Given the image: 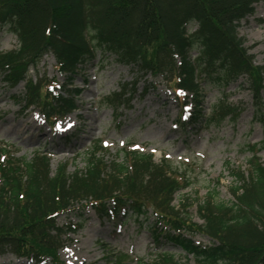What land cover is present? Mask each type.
<instances>
[{
  "label": "trees",
  "instance_id": "trees-1",
  "mask_svg": "<svg viewBox=\"0 0 264 264\" xmlns=\"http://www.w3.org/2000/svg\"><path fill=\"white\" fill-rule=\"evenodd\" d=\"M260 1L0 0V26H8L18 41L15 49L0 48V79L10 88L25 82L24 107L56 120L77 108L80 89L70 83L100 51L141 77L164 78L178 99L191 96L192 122L220 125L236 119L242 109L224 93L204 114L199 99L203 82L227 86L247 76L256 105L262 104L264 66L255 63L239 35L240 22L255 13ZM48 54L67 83L45 73L31 76ZM141 77L107 95L106 103L115 112L130 106ZM176 174L169 160L156 162L152 153L127 147L110 161L90 152L85 168L69 172L61 164L53 172L48 153L37 150L30 158L20 157L0 145V255L69 264L59 250L77 227L61 225L58 218L91 205L102 218L129 212L146 216L152 209L156 240L164 237L178 245L195 264H264V162L258 151L251 153L247 170L232 174L234 200L217 201L214 188L199 202L202 223L184 214V201L174 203L187 184ZM191 233L208 236L212 244H196ZM125 261V255L116 256L111 264ZM154 264L180 263L163 251Z\"/></svg>",
  "mask_w": 264,
  "mask_h": 264
},
{
  "label": "rangeland",
  "instance_id": "rangeland-1",
  "mask_svg": "<svg viewBox=\"0 0 264 264\" xmlns=\"http://www.w3.org/2000/svg\"><path fill=\"white\" fill-rule=\"evenodd\" d=\"M195 28L194 25L192 30ZM239 35L256 64L264 66V1L256 4L254 14L240 22ZM17 44L9 27L0 26V48L7 51ZM54 63V56L46 55L31 76L36 79L45 73L59 84L67 83L66 75L58 72ZM137 76L141 77V73L118 62L114 55L99 51L70 83L80 89L77 108L57 118L54 124L53 119L45 120L39 109L24 107L21 98L25 82L10 88L0 79V145L8 146L20 157L30 158L37 150L49 153L53 172L61 164H67L69 172L85 168L90 152L108 161L125 147L152 153L156 162L169 160L176 175L185 179L187 184L177 192L174 203L180 206L184 201V214L202 223L198 204L210 191L217 189V201L234 200L230 193L233 172L247 170L253 150L264 162V90L260 95L262 104L256 105L247 76L227 86L203 82L199 99L204 114L211 112L224 93L242 111L236 119L227 118L220 125L205 124L204 120L196 123L190 121L194 112L191 96L185 102L178 99L164 78L148 73L136 85L130 106L115 112L106 103V96ZM58 221L77 227L66 234L67 243L59 250L60 259L69 264H111L121 255H125V264H154L163 251L174 254L180 264H195L194 258L178 245L164 237L156 240L157 221L152 209L146 216L129 212L117 218H102L86 205L62 214ZM189 237L197 244H211V239L202 233H191ZM0 264L52 262L46 258L38 263L8 253L0 255Z\"/></svg>",
  "mask_w": 264,
  "mask_h": 264
}]
</instances>
